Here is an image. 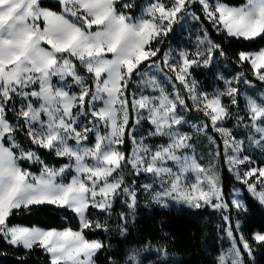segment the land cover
<instances>
[{
  "label": "snow or ice",
  "instance_id": "1",
  "mask_svg": "<svg viewBox=\"0 0 264 264\" xmlns=\"http://www.w3.org/2000/svg\"><path fill=\"white\" fill-rule=\"evenodd\" d=\"M59 3L62 10L57 13L42 7L41 0H0V240L28 251L43 249L51 264H96L97 253L106 245L88 239L85 230L107 231V224L95 219L93 212L110 216L121 198H126L130 211L135 210L137 190L130 186L132 180L126 183V173L151 176L159 191H153V183L142 187L162 207L174 201L192 208L226 209L215 165L205 168L195 155L185 154L192 147V135L182 130L188 123L184 112L193 109L204 121L191 127L213 145L216 141L207 135L209 128L220 134L235 178L264 206V167L241 171L239 165L253 162L243 155L244 142L223 126L234 115L223 98L240 110L239 87L225 81L222 91L209 96L197 92L196 82L190 79L194 66H210L216 51L224 55L221 46L204 30L196 37L195 51L165 52L164 68L153 59L160 55L163 38L182 19L180 14L187 15L192 5H199L205 20L227 39L264 40V0H245L239 6L220 0H170L167 4L149 0L139 16L125 11L133 7L131 0ZM191 15L200 19L195 12ZM237 60L248 64L252 75L264 82V49L239 51ZM141 65L163 73L169 84L179 81L191 105L174 84L170 94L162 80L141 71ZM134 74L140 77L139 95L128 88ZM235 80L241 83L240 76ZM243 110L245 115L237 116L238 121L246 120L250 141L264 146V92L246 97ZM141 119L152 126L148 135L160 138L159 143L136 139L133 133ZM126 138L133 144L127 154L123 150ZM39 150L67 158L69 163L51 168L40 159ZM24 161L40 163V174L22 167ZM70 171L75 173L70 182H63ZM231 203L243 208L239 200ZM40 206L70 210L79 229L44 230L10 223L9 218L21 210ZM223 218L230 247L220 251L216 264H244V253L252 255L253 243L264 246V233H253L250 243L240 232L239 222L237 236L229 218ZM128 219L120 214L122 235L127 233ZM140 254L141 249H131L126 264H142Z\"/></svg>",
  "mask_w": 264,
  "mask_h": 264
},
{
  "label": "trees",
  "instance_id": "2",
  "mask_svg": "<svg viewBox=\"0 0 264 264\" xmlns=\"http://www.w3.org/2000/svg\"><path fill=\"white\" fill-rule=\"evenodd\" d=\"M137 2L134 11H127L133 16H138L143 0ZM230 6H239L245 0H220ZM44 7L58 10L59 4L46 2ZM221 45L224 55L234 63L239 51H258L264 49V40L255 42L237 41L229 39L227 42L216 38ZM48 165L60 166L63 161L49 155L45 150H39ZM48 155V156H47ZM22 167L38 172L39 167L29 168L27 163ZM131 175L126 173V183ZM118 200L113 205L110 216H103L93 212L95 219L107 224V231H85L90 240H101L106 248L97 254L96 264H126L128 253L131 249H141L139 259L142 264H216V258L222 249L227 248L226 226L224 215L209 206L196 210H177L162 207H153L149 210L140 209L134 220L130 218V210ZM247 212H237L227 202L232 223L235 220L243 222V235L252 243L253 233H264V208L251 197H246ZM126 214L127 233L121 234L120 214ZM12 225L40 228V229H79V221L70 210L54 206L33 207L21 210L11 216ZM147 245H150L146 247ZM157 249H160L158 251ZM254 259H244V264H264V246L252 244ZM0 264H51L50 256L40 248L31 251L23 248L9 246L0 240Z\"/></svg>",
  "mask_w": 264,
  "mask_h": 264
},
{
  "label": "rangeland",
  "instance_id": "3",
  "mask_svg": "<svg viewBox=\"0 0 264 264\" xmlns=\"http://www.w3.org/2000/svg\"><path fill=\"white\" fill-rule=\"evenodd\" d=\"M46 2L59 4V9L58 10L56 9L55 11V10H51L48 7H44L43 5L42 7L51 11H55L57 13L61 12L62 6L59 3V0H41V4ZM126 2H129V0H120V3H126ZM137 2L131 0L133 7L131 9H126L125 11L126 12L134 11L135 9L134 7H136ZM148 2L149 0L142 1L141 9L140 11H138L139 12L138 16L141 14L144 6ZM164 2L167 4L170 3V0H164ZM199 8H200L199 5H192L187 15L181 13L180 15L182 19H180L176 24L173 25L172 31H170L168 35L164 37L162 42L158 45V47L160 48V55L153 59L159 64L160 68H164V65L162 63V56L165 52H168L169 50H172L173 55H175L177 50L180 49L195 51L196 43H197L196 37L198 35H202L204 30H207L208 36L211 38L213 43L219 44V42L216 40V38L218 37L226 42L229 40L224 37L222 32H217L216 29L212 27L211 23L205 20V17L201 14ZM193 12H195V14L200 17L199 20H195L192 18L191 13ZM78 71L80 72L81 75H86L83 69L78 68ZM141 71L151 72V74L157 75L162 80L166 90L170 94L173 93L172 85L174 84L175 89L178 90L180 92V95L186 99L189 105H191L192 102L191 100L188 99L187 90L183 87V85L180 84L179 81L173 79L172 83L169 84L166 80L163 79V73L156 71L155 68L151 70L147 69L144 67V65H141ZM168 75L174 77L175 74L169 72ZM237 76H240L241 78V83H239V85L236 84V80H235ZM190 79L196 82L197 92L207 93L209 94V96L216 93L217 91H222L225 87V81H232L233 86L239 87L240 89L239 99L241 101L240 110H237L234 106H231L229 104L228 97L223 98L225 105L228 106L230 111L234 113V115H232L231 118L223 122V126L229 129L237 140H241L244 142L243 155L249 156L251 161L253 162L251 165L249 164L239 165L240 170L245 171L247 170L248 167H252V166L264 167V146H259L252 143L249 139V137L251 136V129L245 126L247 124V121L245 120L244 122H240L237 119V116L245 115L243 110V101L245 100V98L248 96L258 95L259 93L264 92V82L258 81L256 77L252 75V72L248 64L241 65L238 62V60L234 61V63H231L225 55H220L218 51L214 53L212 58V63L210 66L205 67L203 64H201L198 67L194 66L191 69ZM245 79L249 81V83H244L243 81ZM139 80L140 77L134 74L128 84L130 93L139 95ZM73 90L76 89L73 88ZM184 117L188 121V123L183 126L182 130L189 132L192 135V140L190 142L192 147L190 149L185 150V154H187L188 156L195 155L197 157L198 162L201 163V165L204 166L205 168H208L210 165H215L217 174L220 178V184L223 189L224 201L226 203L229 202L232 205L231 203L232 200H239L243 204V208L238 209L232 205L233 208L237 212L246 213L248 209L245 198L248 196L251 197L254 201H256L261 207L264 208V206H262L255 198L251 196V194L246 190L245 186L235 178V175L231 171L230 165L227 162L224 145H223V138L220 136V134L213 132L211 128H209L207 135L212 136L216 141L215 145H213L209 142L207 136L204 133L197 132L195 128L191 127L192 125L199 124L202 121H204V117L201 115V113L193 109L191 111L184 112ZM151 130H152V126L148 123V121L141 119L139 125L136 126V130L133 134L136 136L137 140L143 138L144 142L147 144L159 143L160 138L152 137L148 135V133ZM69 143L72 142L70 141ZM132 148H133V144L129 139L126 138L125 144L123 145V150L127 154L131 152ZM217 151L219 152V155H215ZM38 155L40 156V159L43 160L44 164L48 165L39 153ZM49 155L56 157L53 153H49ZM56 158L61 159L63 163L60 166L48 165L49 167L59 169L61 166L69 163L67 158H60V157H56ZM22 163H27L29 165V168L38 166L39 167L38 172H33L31 170L29 171L36 175L40 174L41 171L40 163H31L28 161H24ZM74 174H75L74 171L66 172L65 177L63 178V182L65 183L70 182L71 176ZM187 175L189 176L190 179H194L193 173L189 172ZM130 180L133 181V183H131L130 186L137 190V205L134 211H130L131 220H134L136 214L140 209L149 210L153 207H162L160 204H157L153 200L152 194L149 192H145L142 187L143 184L153 183V178L151 176L147 174L142 175L140 177L131 176ZM153 191H159L158 184L153 183ZM162 208L177 209V210L198 209L174 201H168V207H162ZM212 209L219 211L224 216H227L229 218V221L231 222L233 227L234 234H236L237 236L239 235V233H237L235 229L236 222H239L240 232L243 233V222L235 220L234 223H232L228 207L226 209L224 208L221 209L212 208ZM226 242H227L226 244L227 248L230 247V241L227 235H226ZM237 242L239 243V241ZM241 251L243 252V249H241ZM246 257L253 260L254 251H252L251 256L244 253V259Z\"/></svg>",
  "mask_w": 264,
  "mask_h": 264
}]
</instances>
